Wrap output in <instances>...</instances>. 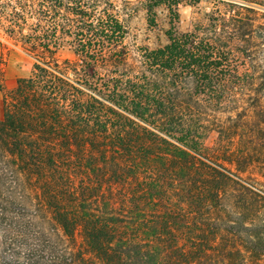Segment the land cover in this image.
<instances>
[{
    "label": "trees",
    "instance_id": "1",
    "mask_svg": "<svg viewBox=\"0 0 264 264\" xmlns=\"http://www.w3.org/2000/svg\"><path fill=\"white\" fill-rule=\"evenodd\" d=\"M181 1L147 0L169 42L128 62L110 0H0L35 59L0 118V264L264 260V184L237 173L264 134V0H214L178 31Z\"/></svg>",
    "mask_w": 264,
    "mask_h": 264
},
{
    "label": "rangeland",
    "instance_id": "2",
    "mask_svg": "<svg viewBox=\"0 0 264 264\" xmlns=\"http://www.w3.org/2000/svg\"><path fill=\"white\" fill-rule=\"evenodd\" d=\"M113 3L114 12L121 22L125 25L127 33L123 38L124 46L127 50L128 62L139 55L140 48L155 49L162 47L169 42L166 35L170 27L169 12L165 5L155 8V24L149 25L148 14L145 9L147 0H110ZM239 1V0H235ZM214 7V0H184L177 6L178 20L175 22L178 31L192 29L196 19L203 20L205 12ZM56 57L60 60L68 59L74 61L77 57L68 45L60 47L56 52ZM0 62L2 65V80L0 88V118L3 116L5 98L15 87L19 78L29 77L33 71L35 59L29 56L15 38H10L0 31ZM249 66H239L240 71ZM264 134L258 135L254 139L257 143L253 152V160L245 167L237 170L242 177H252L259 183L264 184ZM217 141V132L209 131L204 139L208 148L213 149ZM259 144V145H258ZM253 149V150H252ZM228 164V163H227ZM232 168L235 166L230 164ZM31 194V193H30ZM32 195V194H31ZM35 201V200H34ZM260 220L264 216L260 215ZM254 219V218H253ZM257 219V217H255ZM257 221V220H256ZM77 244L80 242V236H76ZM75 245H73L74 247ZM184 264V263H172ZM194 264V263H191ZM248 264H254L248 262ZM258 264H264L260 260Z\"/></svg>",
    "mask_w": 264,
    "mask_h": 264
}]
</instances>
